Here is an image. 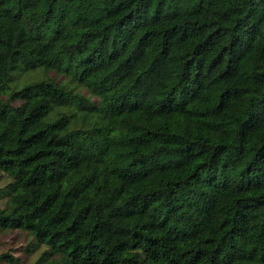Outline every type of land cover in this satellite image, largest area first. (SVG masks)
<instances>
[{
	"label": "trees",
	"instance_id": "trees-1",
	"mask_svg": "<svg viewBox=\"0 0 264 264\" xmlns=\"http://www.w3.org/2000/svg\"><path fill=\"white\" fill-rule=\"evenodd\" d=\"M3 177L31 264H264V0H0Z\"/></svg>",
	"mask_w": 264,
	"mask_h": 264
},
{
	"label": "rangeland",
	"instance_id": "rangeland-1",
	"mask_svg": "<svg viewBox=\"0 0 264 264\" xmlns=\"http://www.w3.org/2000/svg\"><path fill=\"white\" fill-rule=\"evenodd\" d=\"M52 75V73H50ZM0 180V184L3 183ZM2 200H0V205ZM28 236L22 230L6 229L0 231V254L6 253L15 261H8L7 256L0 258V264H31L37 253L42 249L41 246H34L32 249L25 250V244Z\"/></svg>",
	"mask_w": 264,
	"mask_h": 264
}]
</instances>
